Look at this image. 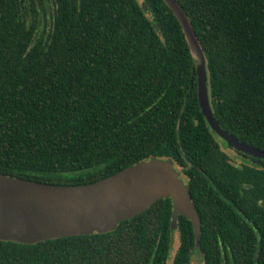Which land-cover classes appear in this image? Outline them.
<instances>
[{"label": "trees", "instance_id": "obj_1", "mask_svg": "<svg viewBox=\"0 0 264 264\" xmlns=\"http://www.w3.org/2000/svg\"><path fill=\"white\" fill-rule=\"evenodd\" d=\"M176 1L203 46L216 120L264 151V0ZM224 145L163 0H0V174L84 185L172 160L202 227L198 242L183 215L171 230L163 198L109 233L0 240V264H264V159L233 149L237 163Z\"/></svg>", "mask_w": 264, "mask_h": 264}, {"label": "water", "instance_id": "obj_2", "mask_svg": "<svg viewBox=\"0 0 264 264\" xmlns=\"http://www.w3.org/2000/svg\"><path fill=\"white\" fill-rule=\"evenodd\" d=\"M163 1L180 22L196 58L199 106L208 125L230 148L264 159L263 150L242 142L216 120L203 46L179 3ZM163 198L173 202L171 230L178 228L179 215H183L191 221L198 242L201 218L172 160L143 161L84 185L47 184L0 174V240L36 244L74 235L109 233L120 222L137 216Z\"/></svg>", "mask_w": 264, "mask_h": 264}, {"label": "rangeland", "instance_id": "obj_3", "mask_svg": "<svg viewBox=\"0 0 264 264\" xmlns=\"http://www.w3.org/2000/svg\"><path fill=\"white\" fill-rule=\"evenodd\" d=\"M227 145H224V150L227 152V154L232 158V160L237 161V163H241L244 161V158H242L239 154L234 152L233 149L227 148ZM246 161V160H245ZM178 246V234H175V240H174V248L176 249ZM174 253V251H173ZM192 264H201V261L198 256H194Z\"/></svg>", "mask_w": 264, "mask_h": 264}]
</instances>
